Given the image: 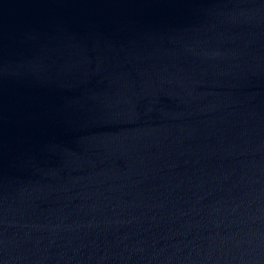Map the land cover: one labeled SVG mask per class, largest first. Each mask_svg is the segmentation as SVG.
Returning a JSON list of instances; mask_svg holds the SVG:
<instances>
[{
	"label": "water",
	"instance_id": "obj_1",
	"mask_svg": "<svg viewBox=\"0 0 264 264\" xmlns=\"http://www.w3.org/2000/svg\"><path fill=\"white\" fill-rule=\"evenodd\" d=\"M0 264H264V0H0Z\"/></svg>",
	"mask_w": 264,
	"mask_h": 264
}]
</instances>
